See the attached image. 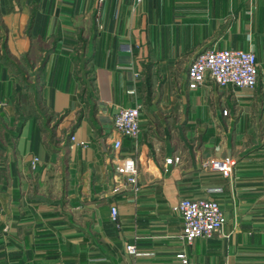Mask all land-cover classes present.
I'll return each instance as SVG.
<instances>
[{
  "label": "crops",
  "instance_id": "0c3cea01",
  "mask_svg": "<svg viewBox=\"0 0 264 264\" xmlns=\"http://www.w3.org/2000/svg\"><path fill=\"white\" fill-rule=\"evenodd\" d=\"M227 47L255 53V86L190 88ZM136 103L133 191L111 147ZM226 154L229 177L201 166ZM204 195L225 223L186 241L174 206ZM0 264H264V0H0Z\"/></svg>",
  "mask_w": 264,
  "mask_h": 264
},
{
  "label": "built area",
  "instance_id": "2783aa9c",
  "mask_svg": "<svg viewBox=\"0 0 264 264\" xmlns=\"http://www.w3.org/2000/svg\"><path fill=\"white\" fill-rule=\"evenodd\" d=\"M101 1V0H99ZM138 1V0H137ZM188 86L195 88L210 81L217 86L244 87L252 89L257 80V62L252 50L241 48H207L198 51L191 60L187 71ZM140 107L139 103L129 106H120L113 114L112 124V163L119 179L130 184L133 191L141 186L139 182V160L132 155H122L120 152L122 137H129L134 145L138 142L140 134ZM227 113V109L222 110ZM73 139L74 136L71 135ZM39 160L33 155L31 163L34 165ZM181 160L180 154L165 157L166 164ZM234 158L231 154L211 156L201 161V166L208 170H217L221 175L229 177L232 173ZM141 165V163H140ZM219 186L207 187V192L221 191ZM174 209L182 218L180 238L191 241L198 236L210 237L221 233L225 223L224 213L216 198L209 195L198 197H181ZM110 215L117 217V207L109 206ZM129 253H136L133 243H127ZM183 262L186 261L183 252L177 253Z\"/></svg>",
  "mask_w": 264,
  "mask_h": 264
}]
</instances>
